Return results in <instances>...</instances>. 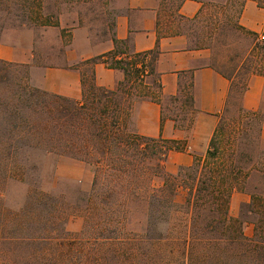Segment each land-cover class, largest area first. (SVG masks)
<instances>
[{
  "label": "trees",
  "instance_id": "1",
  "mask_svg": "<svg viewBox=\"0 0 264 264\" xmlns=\"http://www.w3.org/2000/svg\"><path fill=\"white\" fill-rule=\"evenodd\" d=\"M184 1L180 0V5ZM246 1L240 4L236 19L240 17ZM254 1L264 8V0ZM230 2L228 0L227 5ZM210 7L217 10L208 13L207 6H204L197 17L185 20L186 30L193 38L192 46L196 49H213L219 34L226 30V26L221 24L225 8ZM30 13L35 16L36 25L59 27V22L53 24L50 18L43 22L40 15L33 11ZM225 18L231 22L232 17ZM230 27L245 39L253 38V43L237 60H231L230 68L220 69L214 63V67L232 80V94L228 108L210 139L205 157H195L191 167L182 168V176L183 173L185 176L183 185L190 193L187 205H176L174 188L177 187L171 182L165 184L160 196H152L149 201L146 238L157 243L173 236L175 230L170 228V224L174 214L186 211L191 215L190 222L182 226L185 230L178 232L179 236L186 237H176V249L182 257L176 264H264V191L261 187L264 186V152L258 155L254 150L257 145L260 146L263 117L244 111L240 105L250 76L264 75V39L260 42L258 34L245 30L238 21ZM114 42L116 46L121 44L116 39ZM118 55H123L119 49L107 56L112 57V63L107 61L111 69L124 72L125 79L118 89L108 91L98 87L92 70L91 78L85 79L83 75L81 102L34 89L28 85L26 75L18 74L17 94L11 98L17 99L18 105L12 104L7 95L3 97L0 94V168L18 173L32 171L21 162L14 164L15 161L10 160L15 152L64 157L86 164L94 174V186H97L99 172L118 178L126 170L140 171L136 163L149 160L158 161L163 169L162 163L170 151L185 150L183 142L145 138L136 131H130L127 124L130 109L124 108L123 94L133 96L134 93L132 86L124 88L126 81L131 83L134 78L154 76L156 91H147L141 80L142 90L137 96L158 103L162 100V83L155 71L159 51L132 53L119 59ZM101 60L103 57L85 63L94 66ZM5 65L0 61V66ZM172 100L178 101V98ZM187 105L192 110L193 98L189 92ZM233 110L235 114L229 117ZM173 119L179 122L177 117ZM236 191L247 192L251 197L250 202L242 206L239 218L230 214L232 195ZM136 193L137 189L132 190L133 198L137 197ZM246 217L252 219L253 238L245 235ZM162 224L165 231L160 230L162 232L157 239L149 237ZM108 229L99 232L92 244L100 250V264H160L164 260L163 250L156 248V244L148 250L137 242L138 239H124L119 228L113 235L107 234ZM171 256L176 254L172 252Z\"/></svg>",
  "mask_w": 264,
  "mask_h": 264
},
{
  "label": "rangeland",
  "instance_id": "2",
  "mask_svg": "<svg viewBox=\"0 0 264 264\" xmlns=\"http://www.w3.org/2000/svg\"><path fill=\"white\" fill-rule=\"evenodd\" d=\"M224 1L215 4L223 6L225 16L232 19L229 22L225 16L222 18L221 24L226 30L219 34L212 49L213 63L220 69L230 68L231 60H237L253 43V38L245 39L241 33L230 29L238 21L236 16L243 0H231L228 5ZM107 8L102 0H0V45L5 43L18 49L32 41L35 53L34 62L29 65L0 60L6 64L0 66V94L7 95L12 104L18 105L17 99H11L17 94L18 74L28 77L30 87L44 91L32 82V68L42 71L46 67H64L74 29H87L97 41L111 38L114 14ZM207 9L208 13L217 10L210 6ZM31 11L40 15L43 22L49 18L53 24L59 22V27L36 25ZM108 61L112 63L111 56ZM78 67L85 79L92 77V65L82 62ZM141 80L147 91H156L154 76L134 78L131 83L126 81L124 88L132 86L134 93L133 96L123 94L127 110L142 99L137 96L142 90ZM164 105V116L177 117L182 126L189 123L192 111L187 105L186 93L180 95L178 101L168 100ZM127 124L130 131H135L131 118ZM254 150L258 155L264 152L259 145ZM196 157L203 159L205 155ZM10 160H14V164L21 162L32 171L18 173L0 168V264H100V250L92 244L105 228H109L107 234L110 235L119 228L124 239H138L148 250L156 244L164 254L160 264H176L178 258H182L176 249V237H186L178 234L191 220L186 211L173 215L170 228L175 231L169 240L157 243L146 238L150 197L160 196L165 184H176L174 200L178 207L187 205L190 193L183 185L182 169L168 174L156 160L138 161L136 166L140 171L126 170L118 178L99 172V184L94 186V174L79 161L18 152ZM261 187L264 191V186ZM136 189L137 197L133 198L131 192ZM241 211L242 206L235 218L241 216ZM230 214L234 217V211L230 210ZM245 219L248 220L245 235L253 238L252 219ZM160 230L165 231L164 224L149 237L157 239ZM172 252L175 257L171 256Z\"/></svg>",
  "mask_w": 264,
  "mask_h": 264
},
{
  "label": "crops",
  "instance_id": "3",
  "mask_svg": "<svg viewBox=\"0 0 264 264\" xmlns=\"http://www.w3.org/2000/svg\"><path fill=\"white\" fill-rule=\"evenodd\" d=\"M113 12L111 38L94 40L85 28L73 30L71 47L66 52L64 67L32 68V82L50 94L81 102L83 99V75L78 67L82 62L103 57L93 66L96 85L108 91H116L125 75L111 69L108 54L117 49L124 58L127 54L159 51L155 63L156 74L162 83L160 103L140 99L130 108V118L138 135L186 145L183 151H170L162 163L168 174L193 165L196 155L204 156L210 139L222 114L228 108L232 94V80L222 74L213 63V50L196 49L193 38L186 30V21L197 17L204 6L216 5L224 0H102ZM224 3L227 5L228 0ZM184 18V20H183ZM181 19L183 21H181ZM245 30L264 38V8L254 0H247L238 18ZM114 39L121 42L116 46ZM122 43H125L123 45ZM33 42L22 48L0 45V60L32 64L35 59ZM127 53V54H125ZM34 69V70H33ZM247 89L240 99L246 112L263 117L260 146L264 151V75L254 74L248 79ZM193 98L192 117L182 127L171 117H164V103L188 93ZM247 192L236 191L232 195L230 210L238 216L241 206L250 202Z\"/></svg>",
  "mask_w": 264,
  "mask_h": 264
}]
</instances>
